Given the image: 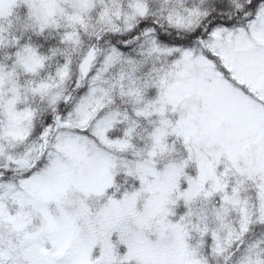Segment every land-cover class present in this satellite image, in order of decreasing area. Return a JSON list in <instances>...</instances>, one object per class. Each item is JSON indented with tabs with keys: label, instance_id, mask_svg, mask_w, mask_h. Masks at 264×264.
Returning a JSON list of instances; mask_svg holds the SVG:
<instances>
[{
	"label": "snow or ice",
	"instance_id": "obj_1",
	"mask_svg": "<svg viewBox=\"0 0 264 264\" xmlns=\"http://www.w3.org/2000/svg\"><path fill=\"white\" fill-rule=\"evenodd\" d=\"M0 264H264V0H0Z\"/></svg>",
	"mask_w": 264,
	"mask_h": 264
}]
</instances>
